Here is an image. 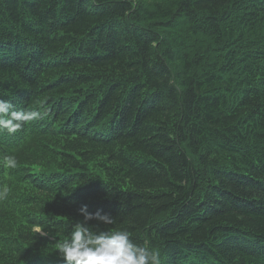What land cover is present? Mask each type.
<instances>
[{"label":"trees","instance_id":"16d2710c","mask_svg":"<svg viewBox=\"0 0 264 264\" xmlns=\"http://www.w3.org/2000/svg\"><path fill=\"white\" fill-rule=\"evenodd\" d=\"M0 98L41 112L0 131V264H66L84 206L162 264H264V0H0Z\"/></svg>","mask_w":264,"mask_h":264},{"label":"clouds","instance_id":"9594fccd","mask_svg":"<svg viewBox=\"0 0 264 264\" xmlns=\"http://www.w3.org/2000/svg\"><path fill=\"white\" fill-rule=\"evenodd\" d=\"M41 118V112L35 110H16L10 100L0 98V131L16 133L31 121ZM5 168L15 169V155H4ZM10 187L0 184V201L8 198ZM84 222L72 226L70 236L59 244L58 250L66 264H162L159 250L149 249L133 242L126 229L111 232H94L86 222L97 220L113 224L114 219L108 214L89 213L87 207L81 208Z\"/></svg>","mask_w":264,"mask_h":264}]
</instances>
